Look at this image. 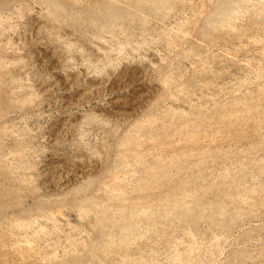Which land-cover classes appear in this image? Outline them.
<instances>
[{"label":"rangeland","instance_id":"obj_1","mask_svg":"<svg viewBox=\"0 0 264 264\" xmlns=\"http://www.w3.org/2000/svg\"><path fill=\"white\" fill-rule=\"evenodd\" d=\"M56 1L0 0V264H264V0Z\"/></svg>","mask_w":264,"mask_h":264},{"label":"bare ground","instance_id":"obj_2","mask_svg":"<svg viewBox=\"0 0 264 264\" xmlns=\"http://www.w3.org/2000/svg\"><path fill=\"white\" fill-rule=\"evenodd\" d=\"M53 1H54V0H53ZM57 1H59V0H57ZM57 1L54 3V5H55V4H56V5L59 4ZM60 1H61V0H60ZM63 1H64V0H63ZM63 1H62L61 3H64ZM111 1H112V0H111ZM111 1L109 0L108 3L111 2ZM113 1H114V0H113ZM113 1H112V2H113ZM227 1H228V0H227ZM235 1H236V0H235ZM104 2H105V1H104ZM106 2H107V1H106ZM114 2H115V1H114ZM238 2H239V1H238ZM226 3H227V2H226ZM113 4H114V3H113ZM115 4H116V3H115ZM61 5H63V4H60L59 7H60ZM102 5H104V4L102 3ZM105 5H107V3H106ZM109 5H110V4H108V7H110ZM111 5H112V4H111ZM116 5H117V4H116ZM64 6H65V5H64ZM99 6H101V5H99ZM65 7H67V6H65ZM101 7L104 8L105 6H101ZM131 7H132V6H131ZM238 7H239V6H238ZM68 8H69V7H68ZM99 8H100V7H99ZM103 8H102V10H103ZM60 9H61V8H59V11L63 12V11L60 10ZM69 9L71 10V8H69ZM138 9H139V8H138ZM63 10H64V9H63ZM114 10H115V9H114ZM129 10H130V9H129ZM135 10H137V9H135ZM215 10H216V9H215ZM57 11H58V10H57ZM95 12H97V10H96ZM98 12H99V11H98ZM123 12H124V11H123ZM235 12H236V11H235ZM64 13H65V11H64ZM99 13H100V12H99ZM115 13H116V12H115ZM95 14H96V13H95ZM95 14H94V16H95ZM97 14H98V13H97ZM97 14H96V15H97ZM131 14H132V13H131ZM235 14H236V13H235ZM237 14H238V13H237ZM98 15H99V14H98ZM124 17H125V16H124ZM96 19H97V18H96ZM106 20H107V19H106ZM106 20H105V21H106ZM99 21H100V20H99ZM105 21H104V22H105ZM120 21H121V20H120ZM115 22H116V21H115ZM102 23H103V22H102ZM113 25H114V24H113ZM103 26H104V25H103ZM109 26H110V25H109ZM110 27H111V26H110ZM219 27H220V26H219ZM108 28H109V27H108ZM111 28H112V27H111ZM115 28H116V27H115ZM118 28H119V26H118ZM109 29H110V28H109ZM114 30H115V29H114ZM111 31H112V29H111ZM51 51H52V50H51ZM47 52H48V51H47ZM44 53H45V52H44ZM49 53H52V52H49ZM47 54H48V53H47ZM44 55H45V54H44ZM49 55H50V54H49ZM135 68H137V67H135ZM243 121H244V120H243ZM58 160H59V159H58ZM79 164H80V163H79ZM78 166H79V165H78ZM159 180H160V179H159ZM184 195H185V194H184ZM186 196H187V194H186ZM184 200H185V198H184ZM215 201H217V200H215ZM135 202H137V201H135ZM219 202H220V201H219ZM138 203H139V202H138ZM220 203H221V202H220ZM215 204H216V203H215ZM135 205H136V204H135ZM135 205H134L133 208H135ZM221 205H222V204H221ZM221 205H220V206H221ZM202 206H203V205H202ZM205 206H206V205H205ZM211 206H212V203H211ZM199 207H200V206H199ZM203 207H204V206H203ZM207 207H208V206H207ZM205 208H206V207H205ZM205 208H204V209H205ZM212 208H213V207H212ZM137 209H139V208L137 207ZM180 209H181V208H180ZM184 209H185V208H184ZM199 209H200V208H199ZM133 210H135V209H133ZM141 210H142V208H141ZM187 210H188V209H187ZM192 210H193V209H192ZM219 210H220V208H219ZM221 210H222V209H221ZM142 211H143V210H142ZM180 211H181V210H180ZM180 211H179V212H180ZM203 211H204V210H203ZM224 211H225V210H224ZM137 212H138V211H137ZM139 212H140V211H139ZM144 212H146V211H144ZM191 212H192V211H190L189 214H190ZM183 213H184V212H183ZM183 213H182V214H183ZM222 213H223V212H221L219 216H221ZM143 214H145V213H142V215H143ZM184 214H185V213H184ZM106 215H107V214H106ZM132 215H133V214H132ZM137 215H138V214H137ZM140 215H141V214H139V216H140ZM164 215H166V214H163L162 216L165 217ZM185 215H186V214H185ZM151 216H153V215H151ZM168 216H169V215H168ZM178 216H179V215H178ZM182 216H183V215H182ZM188 216H189V215H188ZM212 216H213V215H212ZM129 217H130V216H129ZM132 217H133V216H132ZM144 217H145V216H144ZM163 217H162L161 219H163ZM179 217H180V216H179ZM127 218H128V217H127ZM137 218H138V217H137ZM113 219H114V218H113ZM113 219H112V220H113ZM120 219H121V217H120ZM128 219H129V218H128ZM133 219H134V218H133ZM164 219H165V218H164ZM164 219H163V220H164ZM167 219H168V218H167ZM167 219H166V220H167ZM181 219H185V218H182V217H181ZM109 220L111 221L110 218H109ZM114 220H115V219H114ZM114 220H113V221H114ZM121 220H123V218H122ZM121 220H120V221H121ZM134 220H135V219H134ZM134 220H133V221H134ZM151 220H152V218H151ZM156 220H157V219H156ZM107 221H108V220H107ZM110 221H109V222H110ZM123 221H124V220H123ZM115 222H116V220H115ZM135 222H136V220H135ZM135 222H134V223H135ZM152 222H154V217H153V221H152ZM117 223H118V222H116V224H117ZM125 223H126V221H125ZM125 223H124V224H125ZM127 223H128V222H127ZM130 223H131V221H130ZM111 224H114V223L111 222ZM118 224H121V225H122V223H118ZM124 224H123V226H126V225H124ZM128 224H129V223H128ZM157 224H158V223H157ZM108 225H110V224L108 223ZM133 225H134V224H133ZM123 226H122V228H123ZM127 226H128V225H127ZM137 226H138V225L135 224L134 227H137ZM110 227H111V225H110ZM113 227H114V226H113ZM113 227H112V228H113ZM134 227H132V228H134ZM118 228H119V227H118ZM130 228H131V227H130ZM104 229H105V227H104ZM104 229H103V230H104ZM124 229H125V228H124ZM108 230H109V228H108ZM108 230H107V231H108ZM121 230H122V229H121ZM105 231H106V229H105ZM107 231H106L105 234H107ZM109 231H110V230H109ZM125 231H126V230H125ZM125 231H124V232H125ZM135 231H136V230H135ZM109 234H110V233H109ZM125 234H126V233H125ZM115 246H116V245H115ZM127 263H128V262H127ZM127 263H126V264H127ZM132 263H133V262H132ZM130 264H131V262H130Z\"/></svg>","mask_w":264,"mask_h":264}]
</instances>
